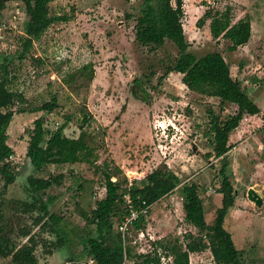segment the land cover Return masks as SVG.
<instances>
[{"label":"rangeland","instance_id":"1","mask_svg":"<svg viewBox=\"0 0 264 264\" xmlns=\"http://www.w3.org/2000/svg\"><path fill=\"white\" fill-rule=\"evenodd\" d=\"M138 5L139 0H50L49 14L64 16L66 20L51 24L32 43L29 55L39 59L41 65L34 64L28 56L18 60L15 40L0 43V74L7 71L10 89L21 93L30 106L41 105L51 97L56 101L50 113L12 116L6 129V144L13 151L9 161L18 174L5 190V201L26 200L23 183L31 174L24 156L26 131L35 119L42 117L46 129H51L52 121L57 126L65 123V137L76 138L81 128L90 133L97 155L95 165L106 163L115 171L117 176L112 181L125 179L129 183L165 168L179 179L180 185L197 184L209 223L213 211L220 206V195L216 193L219 163L206 157L211 139L208 122L210 114L220 120L232 116L235 106L189 91L178 73H169L157 84L175 50L169 43L149 50L134 42V22L126 20L125 15H135ZM226 5L232 10L233 22L245 15L250 19L249 41L233 52L227 50V41L210 38L208 21L200 27L196 24L206 9L221 11ZM182 11L188 51L196 57L219 53L229 67L230 77L240 83L259 111L252 118L241 119L226 143L235 200L223 226L245 264H264V0H182ZM18 19L24 20L21 12ZM15 29L17 35L18 24ZM4 57L8 61L3 68ZM85 64L92 66L90 81L75 74ZM67 75L74 77L64 82ZM136 79L144 84L143 99L135 98L131 91L138 89L133 82ZM48 174L63 176L61 184L52 186L47 193L55 198L50 210L62 219L58 228L65 242L57 250L52 248L50 254L45 253L46 248L36 246L37 262L64 264L71 257L75 264H86L80 243L87 232L82 214H87L95 201L104 196L102 178L85 164L49 165L34 176L46 178ZM76 185L81 186L78 192ZM250 190L260 197V207L247 199ZM32 216L14 215L10 220L12 235L25 228L37 233L30 223ZM183 216L180 195L173 189L150 207L140 240L138 233L130 230L124 235L130 256L122 264L138 263L137 253H148L157 241L177 239L183 243L187 234L196 237V230L184 222ZM112 221L117 231L120 221ZM37 235L47 241L55 240L46 233ZM16 241L21 244L26 238ZM158 251L160 261L163 257L161 264H212L208 249L200 253L185 249L180 253Z\"/></svg>","mask_w":264,"mask_h":264},{"label":"trees","instance_id":"2","mask_svg":"<svg viewBox=\"0 0 264 264\" xmlns=\"http://www.w3.org/2000/svg\"><path fill=\"white\" fill-rule=\"evenodd\" d=\"M50 0H0V24L3 29L2 41L15 40L17 43V59L24 57L34 64L41 65L39 59L32 58L29 53L32 43L37 40L51 24L56 21H65L66 17H54L49 14ZM18 9L24 15V20L11 22L10 12ZM182 0H139L135 15L126 14V20H133L134 42L154 50L169 43L175 50V56L165 67L164 73L158 78L157 84L169 73L181 75L182 84L192 92L219 100L235 106V113L224 120L210 114L208 122V136L212 158L219 163L216 175L219 187L216 191L220 195V206L213 211L211 220L206 222L203 202L199 196L198 185L184 183L180 185L179 179L169 170L152 171L148 177L127 183L125 179L119 181L111 178L117 173L112 171L106 163L95 165L97 155L94 151L92 136L81 128L76 138L63 135L65 123L51 129H46L42 117L32 122V128L27 132L28 141L25 147V158L31 168L23 183L26 196L25 201H5L3 195L7 186L14 183L17 171L9 159L13 155L12 149L6 144V129L14 114H31L37 112L50 113L56 105L54 97L50 101L38 106L25 103L21 93L10 89L8 73L0 74V264H38L34 251L36 246L46 248L45 253L50 254L52 248L59 249L64 245L65 239L59 234L61 218L50 210L55 200L47 191L52 186H59L63 179L61 174L46 178L36 177L34 173L43 172L47 166H74L85 164L92 167L94 173L102 178L104 196L94 203V207L82 214L84 226L87 228L86 236L80 240L83 256L92 260L93 264H122L129 258L130 249L124 244V237L114 231L113 218L122 220L128 214V208L123 199L126 196L131 209L140 211L146 209V215L140 214L131 223L129 230L139 233L145 228V218L150 207L161 198L177 190L181 199L183 220L196 230L197 236H185V242L157 241L151 244V253H137L139 260L136 264H159L155 251L157 248L166 253H180L185 249L188 253H200L209 250L212 264H245L241 253L235 249L230 234L223 226L224 218L232 208L235 200V191L231 182V172L226 153L228 137L236 129L243 116H252L259 113L258 108L241 88L240 83L232 79L229 67L217 52L206 53L200 57L188 51L189 46L182 30ZM232 10L225 6L223 10L206 9L197 20V26L208 21V33L212 40L219 38L228 42L227 50L235 51L247 44L251 35L250 19L247 15L233 22ZM14 24V25H13ZM19 26L20 34L15 35V27ZM16 49V50H17ZM17 51H15L16 53ZM14 53V54H15ZM8 61L2 59L1 67ZM4 68V67H3ZM79 77L86 76L90 81L92 77L91 64H85L75 71ZM151 73L149 74V76ZM74 75H67L64 82H69ZM138 89L131 90L133 96L138 98L145 93L143 83L136 79L133 81ZM140 94V95H139ZM138 96V97H137ZM142 97V96H141ZM143 99V97H142ZM67 123L68 118H65ZM264 149V142L262 144ZM117 171V169H116ZM72 174L70 171L68 172ZM76 192L81 190L76 185ZM31 214V226L38 231L34 233L30 228L19 230L15 235L11 232V218L16 214ZM54 236V241L37 238V234ZM17 238H26L24 243L18 244ZM39 242V244H38ZM64 264H75L69 257Z\"/></svg>","mask_w":264,"mask_h":264},{"label":"built area","instance_id":"3","mask_svg":"<svg viewBox=\"0 0 264 264\" xmlns=\"http://www.w3.org/2000/svg\"><path fill=\"white\" fill-rule=\"evenodd\" d=\"M19 17H20V11L17 8L14 9L12 12H10V20H11V22H16ZM3 27H4V25L3 24H0V30L3 29ZM2 38H3V35L0 33V39H2ZM253 116H255V115H252V116H247L246 115V116H244L242 118V120L245 121L247 117L248 118H252ZM57 125H58L57 122H54L53 123V126L54 127H57ZM262 126H264V125H262ZM156 128H158L159 130H162V128L159 127V126H157ZM123 199L125 201V204L127 205L128 214L126 216H124V218L122 220H120V222L117 224V227H116L117 232L120 233V235H121L122 238L128 232L129 226L131 225V223L133 221H135L140 214H142L144 216L147 214L146 213V209H143V210H140V211H135V210L131 209L128 198L126 196H124ZM142 237H143L142 232H139L137 234V240H140ZM148 253L153 254L152 253V248H151V251H149ZM155 253H156L155 255L158 256V258H159V264H161V262H163V257L161 258L162 261H160V257H159L160 254H159L158 248L155 251ZM86 264H93V262H92V260L88 259L86 261Z\"/></svg>","mask_w":264,"mask_h":264},{"label":"water","instance_id":"4","mask_svg":"<svg viewBox=\"0 0 264 264\" xmlns=\"http://www.w3.org/2000/svg\"><path fill=\"white\" fill-rule=\"evenodd\" d=\"M247 199L254 204L255 207H260L261 199L253 191L247 192Z\"/></svg>","mask_w":264,"mask_h":264},{"label":"crops","instance_id":"5","mask_svg":"<svg viewBox=\"0 0 264 264\" xmlns=\"http://www.w3.org/2000/svg\"><path fill=\"white\" fill-rule=\"evenodd\" d=\"M85 257V256H84ZM88 259H86V261H87Z\"/></svg>","mask_w":264,"mask_h":264}]
</instances>
